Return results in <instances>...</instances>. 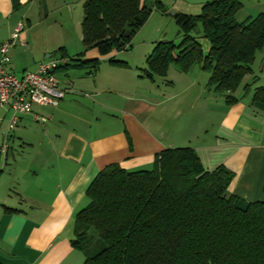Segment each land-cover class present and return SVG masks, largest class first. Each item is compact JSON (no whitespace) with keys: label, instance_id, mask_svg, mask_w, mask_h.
<instances>
[{"label":"crops","instance_id":"1","mask_svg":"<svg viewBox=\"0 0 264 264\" xmlns=\"http://www.w3.org/2000/svg\"><path fill=\"white\" fill-rule=\"evenodd\" d=\"M81 11V0H0V43L19 23L25 25L20 38L26 47L8 53L10 73L22 77L49 59L60 62L56 76L79 71L62 81L55 76L62 101L19 116L13 133L7 131L9 115L0 109V142L8 141L7 155L0 158V264H82L83 254L69 243L92 179L106 165L150 170L156 154L169 148H190L205 172L221 166L230 171L229 195L264 202V111L251 104V96L233 95L237 102L226 105L207 89L208 74L193 66L186 74L168 67L164 80L155 81L143 77L144 62L143 69L128 58L116 60L125 67L110 65L113 53L106 59L88 50L78 58L81 46L69 57L64 35L73 17L82 19ZM161 15H150L142 29L162 21ZM157 42H143L145 60ZM94 60L93 72L84 63ZM33 115L45 122L35 123ZM13 140L20 155L9 164Z\"/></svg>","mask_w":264,"mask_h":264},{"label":"trees","instance_id":"2","mask_svg":"<svg viewBox=\"0 0 264 264\" xmlns=\"http://www.w3.org/2000/svg\"><path fill=\"white\" fill-rule=\"evenodd\" d=\"M146 2L81 0L84 50L78 58L88 50L106 57L131 48L150 16ZM241 5L239 0H206L198 16L174 14L179 40L153 44L143 77L163 79L171 65L181 74L197 67L208 74L207 89L226 105L235 104L232 93L252 73L255 53L264 46V14L237 24L234 15ZM152 7L163 13L155 0ZM198 25L208 43L206 53L192 36ZM97 62L84 64L94 72ZM109 64L125 67L116 60ZM252 80L245 92L257 81ZM252 93L251 104L264 111V85ZM153 161L150 170L136 172L106 165L92 179L85 192L88 204L73 218L69 243L83 254L82 264H264L263 201L246 203L229 195L232 173L223 166L205 172L190 148H169Z\"/></svg>","mask_w":264,"mask_h":264},{"label":"rangeland","instance_id":"3","mask_svg":"<svg viewBox=\"0 0 264 264\" xmlns=\"http://www.w3.org/2000/svg\"><path fill=\"white\" fill-rule=\"evenodd\" d=\"M159 1L164 7L163 13L161 15L163 16L162 17L163 20L158 22L155 21L156 23H154L153 20L157 18L156 15L159 17L161 13L155 11L152 7L150 9V15H153L152 16L153 20H151L150 23H148V25L144 27V29H142L143 28L142 27L141 28L142 30L141 29L138 30L137 35H135L131 41L132 48L130 50H126L118 53L113 52V54L115 55L112 56L114 57L115 60L119 61L128 58L134 61L133 63H135L136 67L141 66L140 68H142L143 62L145 60L143 56V51H145V47H147V44H143V42L146 43L149 39L152 38L154 40L158 39V41L160 42L167 40V42L177 44L179 40V34H178L179 31L177 26H175L174 24L173 15L179 13L185 16L190 15L191 17L198 16L200 14L201 6H203V4H205L206 2V0H176L175 2L172 0H159ZM239 1L242 3L241 8L234 15L235 16L234 20L237 24H240L241 22H245L246 20H251L254 17L258 16L259 14H264V0H239ZM147 20H149V18ZM65 21L66 22L68 21V23L70 22V20H64L63 22ZM80 21H81V14H77V16L73 17L71 20L72 25L70 26L69 25L70 23L67 24V31H66V35H64L65 36L64 38L67 41L66 47L68 49L67 51L69 53L68 54L69 57L73 56L76 52H80L81 50H83L80 45V37H81L80 28H79V24H81ZM39 28L41 29V27ZM201 33L202 30H200V27L198 25L195 29V32L192 33V36L196 38L197 41L201 44L202 53H206L208 48V43L205 41V39L201 38ZM255 54L256 56L251 65L252 73L250 75L243 76L242 83H240L238 89L234 93H232L234 97L240 96L244 98L247 96H251L253 94L252 91L246 93L245 91L243 92L242 88L243 85L245 84L248 85L252 83L253 78H258L259 80L256 79L257 81L252 85V87H250L251 89L255 88L256 86L261 87L264 84V80H263L264 73L262 72V69L264 68V46L260 51L256 52ZM110 57H111L110 55L106 56V59ZM55 58H57V56H55ZM169 67H174V66L171 65ZM76 71H77L76 69L75 70L70 69L67 71L63 70L62 72L57 74L56 78H59V80L62 81L64 77L66 78L67 76L71 75V73L75 74ZM163 80L164 79L155 78V81H163ZM3 127L5 128V125H3ZM15 129H13L12 133L15 132ZM5 132L6 129H4V132L2 134L4 135ZM12 133L10 134V137L12 136ZM13 141L14 143L13 146H11V152L9 153L10 155H8L7 157L9 164L11 163L10 158H14V157L17 158L18 155H20L19 154L20 152L18 150V144L16 143L15 140ZM1 162L2 161H0V166H1ZM6 170L7 168L4 169V171Z\"/></svg>","mask_w":264,"mask_h":264},{"label":"built area","instance_id":"4","mask_svg":"<svg viewBox=\"0 0 264 264\" xmlns=\"http://www.w3.org/2000/svg\"><path fill=\"white\" fill-rule=\"evenodd\" d=\"M24 26L23 23H19L9 33L7 39L0 43V109L9 115L7 131L13 130L19 116L31 115L33 107L55 108L63 98V93L55 78V71L60 62L46 60L38 64L33 72H25L22 77L14 76L7 70L10 65L8 58L10 48L26 47L25 42L20 38ZM32 120L41 124L45 122L37 115H33ZM7 142L5 139L0 144V158L2 159L7 155Z\"/></svg>","mask_w":264,"mask_h":264},{"label":"water","instance_id":"5","mask_svg":"<svg viewBox=\"0 0 264 264\" xmlns=\"http://www.w3.org/2000/svg\"><path fill=\"white\" fill-rule=\"evenodd\" d=\"M173 15V14H172Z\"/></svg>","mask_w":264,"mask_h":264}]
</instances>
